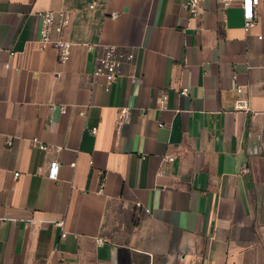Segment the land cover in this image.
Returning a JSON list of instances; mask_svg holds the SVG:
<instances>
[{"label": "crops", "instance_id": "0c3cea01", "mask_svg": "<svg viewBox=\"0 0 264 264\" xmlns=\"http://www.w3.org/2000/svg\"><path fill=\"white\" fill-rule=\"evenodd\" d=\"M184 1L0 0V264H264V0ZM95 43L136 53L108 90Z\"/></svg>", "mask_w": 264, "mask_h": 264}, {"label": "built area", "instance_id": "2783aa9c", "mask_svg": "<svg viewBox=\"0 0 264 264\" xmlns=\"http://www.w3.org/2000/svg\"><path fill=\"white\" fill-rule=\"evenodd\" d=\"M201 0H185L183 2V8L186 9L192 16H195L198 12V5ZM224 8L232 2H237L240 4L243 10L244 18V30L249 32L252 28L257 25V15L254 10V6L257 5L258 0H217ZM96 0H92V4H95ZM40 17V28L39 36L37 39V46L39 49H44L47 47H53L57 50L59 54L60 62H66L71 53L72 43L64 38V30L70 23V18L68 14L64 11H53L45 10L38 13ZM110 17L116 18L117 13L111 12ZM261 36H258L260 38ZM87 50L90 52H95L94 56V66L92 70L93 76H99L103 78V87L108 90L113 82L118 76H121V68L125 64L133 62L135 59L134 50H126L118 47L114 44H87ZM13 53L10 52V56ZM6 67L9 63L5 64ZM56 75H59L57 72ZM189 90L187 87H182L180 94L186 95ZM237 92H241V88L237 89ZM249 102L248 99L240 96L235 100L234 108L237 110L248 109ZM61 112H65V108L62 106L60 108ZM130 110L128 108H122L118 112L117 124L118 126L127 122L129 120ZM96 128L92 129L95 132ZM7 145L12 144V140H7ZM32 143L42 150L47 148L46 145L39 142L36 138L32 140ZM167 161H172L173 157L168 156ZM59 170V163L56 160H52L49 163L47 176L50 179H56ZM246 170V169H243ZM14 178L19 176V172H14ZM101 192V189H99ZM137 207H141L140 202H136ZM58 224H62L59 222ZM62 237L65 236V232L61 234Z\"/></svg>", "mask_w": 264, "mask_h": 264}]
</instances>
